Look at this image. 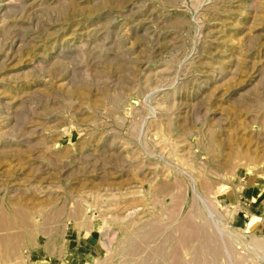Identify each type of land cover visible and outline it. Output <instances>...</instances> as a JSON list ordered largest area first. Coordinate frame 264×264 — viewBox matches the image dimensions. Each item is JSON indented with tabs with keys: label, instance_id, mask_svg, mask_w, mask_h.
Returning a JSON list of instances; mask_svg holds the SVG:
<instances>
[{
	"label": "rangeland",
	"instance_id": "1",
	"mask_svg": "<svg viewBox=\"0 0 264 264\" xmlns=\"http://www.w3.org/2000/svg\"><path fill=\"white\" fill-rule=\"evenodd\" d=\"M250 183L264 0H0V264H264Z\"/></svg>",
	"mask_w": 264,
	"mask_h": 264
},
{
	"label": "crops",
	"instance_id": "2",
	"mask_svg": "<svg viewBox=\"0 0 264 264\" xmlns=\"http://www.w3.org/2000/svg\"><path fill=\"white\" fill-rule=\"evenodd\" d=\"M246 194L248 195L247 202L249 204V210L252 215H255L259 218V224L257 226V230H264V191L257 183H250L248 189L246 190ZM251 215V216H252ZM250 221V219H249ZM86 247H93V242L91 239L87 238L86 242H84ZM86 247H82V250H72L69 252V256L72 258L71 264H82L85 259V251Z\"/></svg>",
	"mask_w": 264,
	"mask_h": 264
}]
</instances>
